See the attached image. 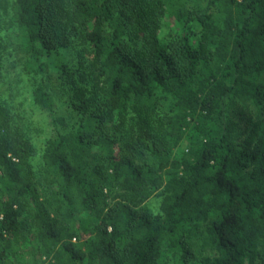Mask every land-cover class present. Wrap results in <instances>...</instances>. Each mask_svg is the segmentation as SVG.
Returning a JSON list of instances; mask_svg holds the SVG:
<instances>
[{"label": "trees", "instance_id": "obj_1", "mask_svg": "<svg viewBox=\"0 0 264 264\" xmlns=\"http://www.w3.org/2000/svg\"><path fill=\"white\" fill-rule=\"evenodd\" d=\"M0 264H264V0H0Z\"/></svg>", "mask_w": 264, "mask_h": 264}, {"label": "rangeland", "instance_id": "obj_2", "mask_svg": "<svg viewBox=\"0 0 264 264\" xmlns=\"http://www.w3.org/2000/svg\"><path fill=\"white\" fill-rule=\"evenodd\" d=\"M44 120H45L46 123L48 124V119L45 118ZM69 120L71 121V119H69ZM45 129H46L45 133L42 134L43 137H44V136H49V135L52 136V128L48 127V125H47V128H45ZM179 155H181V151L179 152ZM158 204H159V201H158L157 198L152 199V200L148 203L149 208H150L151 211L154 212V213H156V212L158 211ZM30 248H31V247H30L29 244H28L27 246H25V250H26V251H29Z\"/></svg>", "mask_w": 264, "mask_h": 264}]
</instances>
